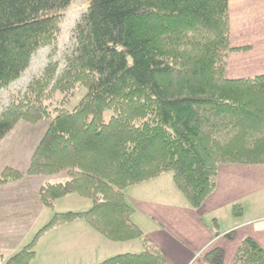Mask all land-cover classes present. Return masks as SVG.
I'll use <instances>...</instances> for the list:
<instances>
[{
	"label": "trees",
	"instance_id": "1",
	"mask_svg": "<svg viewBox=\"0 0 264 264\" xmlns=\"http://www.w3.org/2000/svg\"><path fill=\"white\" fill-rule=\"evenodd\" d=\"M229 1H90L71 34L64 66L51 59L0 113V143L20 123L48 125L28 170L6 168L0 186L63 174L64 182L41 187L43 206L54 208L70 195L92 206L56 213L19 253L7 259L0 254V264H31L46 232L78 220L111 242L139 240L144 247L99 264H167L133 222L125 191L170 173L198 209L215 191L221 165H264V75L225 76L233 51ZM72 2L0 0V90L21 77L37 50L53 46V58ZM81 87L86 96L66 109ZM56 93L63 95L59 102ZM206 259L223 264V252L214 249ZM233 264H264V247L244 240Z\"/></svg>",
	"mask_w": 264,
	"mask_h": 264
},
{
	"label": "crops",
	"instance_id": "2",
	"mask_svg": "<svg viewBox=\"0 0 264 264\" xmlns=\"http://www.w3.org/2000/svg\"><path fill=\"white\" fill-rule=\"evenodd\" d=\"M230 41L225 75L230 80L264 75V0H230ZM40 126V128L38 127ZM42 125L20 123L0 146V174L6 168L26 172L45 132ZM20 137L16 145L7 146ZM65 176H26L0 186V254L10 258L28 244L56 213L83 212L89 199L74 195L43 206L39 191ZM215 191L193 209L175 185L173 175H161L125 191L134 209L133 222L166 256L167 264H211L206 254L223 252V264H233L241 243L252 238L264 247V165L223 164ZM81 198V197H80ZM83 198V197H82ZM235 206L241 215L235 214ZM139 240L111 242L78 220L46 232L35 247L31 264H99L126 253H141Z\"/></svg>",
	"mask_w": 264,
	"mask_h": 264
},
{
	"label": "rangeland",
	"instance_id": "3",
	"mask_svg": "<svg viewBox=\"0 0 264 264\" xmlns=\"http://www.w3.org/2000/svg\"><path fill=\"white\" fill-rule=\"evenodd\" d=\"M90 1L91 0H73L70 6L65 10L64 18L60 25V29H61L60 35L55 44L57 49L54 55H52L53 58L50 57L52 50H53V46H46V47H43L37 50V52L31 58L29 67L25 70V72L21 75V77L15 80L14 82H12L7 88L0 90V113L9 105L10 100L12 99L13 96L24 92L27 89V87L32 83V81H34L36 78L40 77L43 74L45 68L51 62V59L55 61H59L61 67L64 66L66 62V57H68V55L72 52L71 41H70L71 34L74 31L75 27L77 26L78 22L80 21L81 15L86 11ZM231 49L235 51L232 47ZM231 52L229 54H231ZM226 62H227V59H226ZM75 92L76 93H75L74 98H72L70 102H68L67 105L65 106V108L68 110H73L81 102V100L86 96L88 90L85 87H81ZM55 98L57 102H59L60 100H62L63 95L56 93ZM111 118H112V112L107 111L104 116L105 123L108 124ZM28 124L42 125L43 127L41 126L42 128L40 130L45 129L43 136L45 135L48 129L47 123H44V122L37 123V124H31V123H28ZM38 127L40 128V126ZM11 133L0 143V146L5 144L6 140L11 135ZM19 142H20V137H16V139L10 142V144H7V146L16 145ZM64 181L65 179L61 180L60 182H64ZM74 196L78 197L79 199H87V198H82V197L80 198V196L78 195H74ZM4 258L7 259V257L5 256Z\"/></svg>",
	"mask_w": 264,
	"mask_h": 264
}]
</instances>
